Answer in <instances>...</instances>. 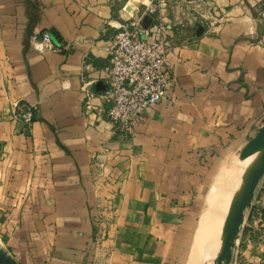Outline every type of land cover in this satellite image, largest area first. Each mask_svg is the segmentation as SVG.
Instances as JSON below:
<instances>
[{
	"label": "crops",
	"instance_id": "0c3cea01",
	"mask_svg": "<svg viewBox=\"0 0 264 264\" xmlns=\"http://www.w3.org/2000/svg\"><path fill=\"white\" fill-rule=\"evenodd\" d=\"M151 1L0 0V244L20 264H90L109 202L113 264L196 263L205 227L220 236L240 148L263 124L264 0H157V16ZM154 17L174 81L126 133L103 68L115 32ZM43 31L52 45L37 48ZM17 102L32 106L29 124ZM263 250L264 175L230 264Z\"/></svg>",
	"mask_w": 264,
	"mask_h": 264
},
{
	"label": "built area",
	"instance_id": "2783aa9c",
	"mask_svg": "<svg viewBox=\"0 0 264 264\" xmlns=\"http://www.w3.org/2000/svg\"><path fill=\"white\" fill-rule=\"evenodd\" d=\"M157 7L158 1L152 0L146 12L154 16ZM165 34V25L155 22L146 27L126 24L113 36L103 72L107 83L106 97L111 103L109 118L123 132H133L145 109L164 99L174 81L166 59L168 40ZM42 42L52 45L48 31L41 33L40 43L35 46L41 48ZM16 108L18 116L29 124L32 106L17 102ZM258 215L262 222L263 212L259 211ZM257 264H264V250Z\"/></svg>",
	"mask_w": 264,
	"mask_h": 264
},
{
	"label": "water",
	"instance_id": "95a60500",
	"mask_svg": "<svg viewBox=\"0 0 264 264\" xmlns=\"http://www.w3.org/2000/svg\"><path fill=\"white\" fill-rule=\"evenodd\" d=\"M239 159L251 160L242 171L240 182L232 194L227 213L220 230V243L211 264H230L233 250L245 219V210L250 208L255 189L264 175V123L240 148ZM0 264H20L0 244Z\"/></svg>",
	"mask_w": 264,
	"mask_h": 264
},
{
	"label": "rangeland",
	"instance_id": "374dc122",
	"mask_svg": "<svg viewBox=\"0 0 264 264\" xmlns=\"http://www.w3.org/2000/svg\"><path fill=\"white\" fill-rule=\"evenodd\" d=\"M147 5L148 4H146V6H144L145 7L143 9L144 12L146 11ZM138 6H139V10H140L141 9L140 5H138ZM143 10H142V12H143ZM157 12L158 11L156 10V12L154 13V16H157ZM155 22H160V20H158V19L156 20V17H155L154 20L149 22L147 25H150V23L152 24ZM180 27L183 28L184 32L188 31L186 26L179 24V28ZM263 29H264V20H262V22L260 23V30H263ZM250 160H248L244 163H241L239 165L238 170L243 171V168L249 163ZM262 180H263V176L260 178L258 184L259 183L261 184ZM257 188H258V185H257L255 191H257ZM209 200H210V198H209ZM208 207H209V204H208ZM249 209L250 208H247L245 210V214L248 213ZM115 211H116V207H114V205L109 202V203L103 205L102 209L99 212L98 219L96 220L98 232L96 235H94V239H93V241L90 245V248H89L90 249V255H91L90 264H113L115 261H117L116 258H114V253H113L114 246H115L114 245V239H115V232H116V231L114 232V223H115V215L114 214H115ZM208 219H209V217L205 218V220H208ZM215 220H216L215 221V230H216V228L220 225L222 218L219 216H216ZM205 225H206V223H204L203 227H205ZM208 226L211 229V227H213L214 224L212 223ZM208 226L205 227L206 230L203 232V235H202V233H200L199 238L202 239V241L198 243L199 245L202 244L203 242L205 243V242L209 241L210 235H209L208 230H210V229L207 230ZM201 232H202V230H201ZM207 235H209L208 238H207ZM110 240H113V243H110ZM196 249H197V247H196ZM196 249H195V251H196ZM193 256H194V254H193ZM208 262L209 261L206 260L205 263L207 264Z\"/></svg>",
	"mask_w": 264,
	"mask_h": 264
},
{
	"label": "bare ground",
	"instance_id": "6f19581e",
	"mask_svg": "<svg viewBox=\"0 0 264 264\" xmlns=\"http://www.w3.org/2000/svg\"><path fill=\"white\" fill-rule=\"evenodd\" d=\"M250 160V158H247V159H244L241 161V163H244L246 161ZM215 236V237H214ZM211 243V244H210ZM219 243H220V236H217V235H213L210 237V240L208 243H204V245L202 247L199 248V253H198V258H197V262L195 263L196 259L194 260V263L195 264H202L201 261L203 260V253L206 252L208 253L210 247H214V250H215V253L217 251V248L219 246ZM210 244V245H209ZM213 251V250H212ZM209 254V253H208ZM206 255V254H205ZM205 261V260H204ZM203 262V261H202ZM212 262V261H211ZM192 263V264H194Z\"/></svg>",
	"mask_w": 264,
	"mask_h": 264
}]
</instances>
